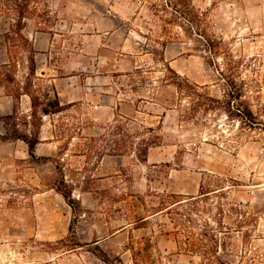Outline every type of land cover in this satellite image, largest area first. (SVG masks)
Listing matches in <instances>:
<instances>
[{
    "label": "rangeland",
    "instance_id": "rangeland-1",
    "mask_svg": "<svg viewBox=\"0 0 264 264\" xmlns=\"http://www.w3.org/2000/svg\"><path fill=\"white\" fill-rule=\"evenodd\" d=\"M13 1L0 264H264V0H28L24 39ZM180 81L234 84L260 124L191 109Z\"/></svg>",
    "mask_w": 264,
    "mask_h": 264
},
{
    "label": "trees",
    "instance_id": "trees-1",
    "mask_svg": "<svg viewBox=\"0 0 264 264\" xmlns=\"http://www.w3.org/2000/svg\"><path fill=\"white\" fill-rule=\"evenodd\" d=\"M23 1H28V0H14L13 3L11 4V7H10V10L17 17L15 19L16 23L14 24V27L16 30L15 32L22 39H24V35H23L22 31L25 28V23H24V19L26 18L25 13L28 10L27 5L25 3H23ZM30 62H31L30 71L33 72L34 67H32V66L35 62H34V59L32 57L30 58ZM3 65H7V64H3ZM4 67L6 68V66H4ZM11 79H13V78H11ZM227 85L229 87L226 90L227 94L225 96V100H220V99L214 98V97L210 96L208 93H202L199 91L197 85L189 84L188 82L180 81V82H178L177 87L179 88V90L181 91L182 94H185L191 98V109H194V110H196L198 108V109H203L204 111H209V110H214V109H218L221 107H223L224 109H225V107H227L229 110H231V108H233L235 106L233 104V101H235V102L238 101L237 109L240 111L239 116L241 117V119L250 128L258 126L260 124V121H258V117L255 114V112H254L252 106L250 105L249 101L246 99H242V94H239V92H237L234 84L227 83ZM19 89H22L23 92H21V93L18 92V94H29L30 95V93L27 90V87L23 86ZM19 89L17 88L16 90L20 91ZM55 96H56V100H57L56 105L53 102H50L49 106L51 108L62 107V106H60V102L57 99L58 98L57 93H55ZM31 98H32V106L35 107L34 97L31 96ZM59 109H60L59 111L62 110V108H59ZM43 112L47 113L48 110L46 108H44ZM35 114H36V112H33V115H35ZM7 118H11V116H8ZM0 119H4V118H0ZM9 131H10V129H7V133L5 135H3V137L17 138V139L24 140L29 146V154L31 156H33L35 154L36 145L39 143L38 138H29L25 134H18L17 130H15V132H13L10 135ZM154 143H156V142L151 141L149 145L154 144ZM66 197L69 198V195H66Z\"/></svg>",
    "mask_w": 264,
    "mask_h": 264
}]
</instances>
